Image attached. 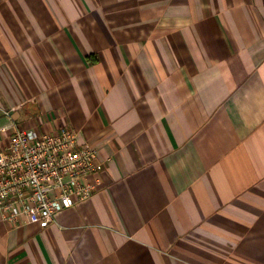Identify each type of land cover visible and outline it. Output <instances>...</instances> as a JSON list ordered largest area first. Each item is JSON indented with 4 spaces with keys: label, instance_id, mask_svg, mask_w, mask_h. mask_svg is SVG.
I'll use <instances>...</instances> for the list:
<instances>
[{
    "label": "crops",
    "instance_id": "0c3cea01",
    "mask_svg": "<svg viewBox=\"0 0 264 264\" xmlns=\"http://www.w3.org/2000/svg\"><path fill=\"white\" fill-rule=\"evenodd\" d=\"M6 110L104 183L48 228L0 215V264H264V0H0Z\"/></svg>",
    "mask_w": 264,
    "mask_h": 264
},
{
    "label": "built area",
    "instance_id": "2783aa9c",
    "mask_svg": "<svg viewBox=\"0 0 264 264\" xmlns=\"http://www.w3.org/2000/svg\"><path fill=\"white\" fill-rule=\"evenodd\" d=\"M9 145L0 150V215L8 222L48 228L62 211L90 200L103 186L98 149L81 145L78 133L62 127L39 134L6 110Z\"/></svg>",
    "mask_w": 264,
    "mask_h": 264
}]
</instances>
